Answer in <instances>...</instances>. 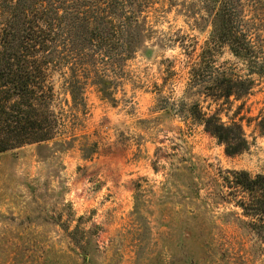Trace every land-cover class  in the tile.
<instances>
[{
	"label": "rangeland",
	"instance_id": "1",
	"mask_svg": "<svg viewBox=\"0 0 264 264\" xmlns=\"http://www.w3.org/2000/svg\"><path fill=\"white\" fill-rule=\"evenodd\" d=\"M165 8L112 96L89 85L81 111L56 78L65 126L0 153V264H264L221 180L264 174V77L242 109L231 98L221 112L249 141L228 156L191 116L195 102L217 107L190 81L211 28L201 2ZM214 59L241 67L226 48Z\"/></svg>",
	"mask_w": 264,
	"mask_h": 264
},
{
	"label": "trees",
	"instance_id": "2",
	"mask_svg": "<svg viewBox=\"0 0 264 264\" xmlns=\"http://www.w3.org/2000/svg\"><path fill=\"white\" fill-rule=\"evenodd\" d=\"M200 2L211 28L190 81L217 107L207 112L195 102L191 116L236 156L249 141L221 112L231 98L242 109L264 77V0ZM165 10V0H0V153L49 140L65 126L56 78L81 111L89 85L112 96L125 62L156 32L151 18ZM221 48L241 67L217 64ZM221 180L226 199L264 242V174L232 169Z\"/></svg>",
	"mask_w": 264,
	"mask_h": 264
}]
</instances>
